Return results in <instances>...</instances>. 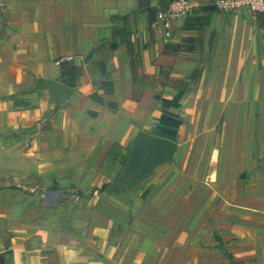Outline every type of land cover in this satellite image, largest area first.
<instances>
[{"label":"crops","instance_id":"obj_1","mask_svg":"<svg viewBox=\"0 0 264 264\" xmlns=\"http://www.w3.org/2000/svg\"><path fill=\"white\" fill-rule=\"evenodd\" d=\"M215 1L190 0L207 24L165 41L148 22L161 0H0V264H264V25ZM66 56L80 72L56 100ZM100 62L115 112L89 96ZM209 110L220 132L114 180L141 131L180 136L195 111L205 130Z\"/></svg>","mask_w":264,"mask_h":264},{"label":"trees","instance_id":"obj_2","mask_svg":"<svg viewBox=\"0 0 264 264\" xmlns=\"http://www.w3.org/2000/svg\"><path fill=\"white\" fill-rule=\"evenodd\" d=\"M161 1H162V7L166 8L168 5V2H165L164 0H161ZM147 10H148V22H149V27H150V33L152 35L153 34L152 26H153V23L156 19L157 9L155 7H148ZM256 16H257V20H258L259 25L263 26L264 25V13L256 14ZM117 17L120 18V16H117ZM123 18H125V16ZM207 22H208L207 16L194 14V15L188 16L185 19L183 28L187 29V30L199 29L202 26H204L205 24H207ZM185 40L190 42V41H193V38H189V39L187 38ZM128 48H129L132 81H133V83H137L139 80L138 68L140 66V53H139V51H136L133 48L131 43L128 44ZM170 49H171L170 46L167 45L165 51L166 50L168 51ZM179 50H183L182 46H180V49H177V47L174 49V51H176V52ZM60 67H61V78H62V80L66 84H68L69 86H75L78 74L80 72V67L73 64L70 61H65V62L61 63ZM99 68L101 70L102 77H101V79L95 80L92 82V89L89 93V96L92 100L100 103L101 105L108 107L110 110L115 112V111H117V104L115 102L107 101L104 99L105 94H110L114 91V85H113L112 77H111L110 73L107 71V68H106V65L104 62L99 63ZM100 90H102L103 93H100ZM139 96L140 95H138L136 97V94L134 92L132 94L133 98L134 97L139 98ZM87 112L90 116H93V117L98 115L97 110L89 109ZM219 132H220V127H219ZM153 133H158V132H153ZM165 137H169V138L174 139L171 136H165ZM130 155H131V148L127 147L125 149L124 158L120 160L121 164H126L130 158ZM148 189L149 188H147V191H148ZM142 194L144 197L146 194V190Z\"/></svg>","mask_w":264,"mask_h":264},{"label":"water","instance_id":"obj_3","mask_svg":"<svg viewBox=\"0 0 264 264\" xmlns=\"http://www.w3.org/2000/svg\"><path fill=\"white\" fill-rule=\"evenodd\" d=\"M48 87L56 100L65 99L73 92V88L62 81L49 80ZM176 147L177 143L172 138L141 131L131 151L127 175L136 181L152 172L160 163L171 158Z\"/></svg>","mask_w":264,"mask_h":264},{"label":"built area","instance_id":"obj_4","mask_svg":"<svg viewBox=\"0 0 264 264\" xmlns=\"http://www.w3.org/2000/svg\"><path fill=\"white\" fill-rule=\"evenodd\" d=\"M215 5L220 12L230 15L242 11L251 15L264 13V0H216ZM191 8L190 0H171L165 9L157 11L153 26L163 28L164 40L169 41L174 32V23L187 17ZM71 59L72 57L66 56L57 60L56 63L61 65Z\"/></svg>","mask_w":264,"mask_h":264},{"label":"rangeland","instance_id":"obj_5","mask_svg":"<svg viewBox=\"0 0 264 264\" xmlns=\"http://www.w3.org/2000/svg\"><path fill=\"white\" fill-rule=\"evenodd\" d=\"M214 97V95H210V97ZM195 115H196V120H194V121H192L191 123H185V124H183V121H181V123H180V130L182 131V134H180V136L179 135H174V134H170L171 135V137H173L174 138V140L175 139H177V140H181V138L180 137H182L183 135H185V134H200V133H210V134H214V133H217V131H216V129L217 128H219L220 127V123L219 124H217V122H216V117L214 116V111L213 110H209L207 113H206V117H205V120H207L206 121V129L205 130H203V129H199V126H198V120H197V118H198V115H197V113H196V111H195ZM203 124H204V122H203ZM202 124V125H203ZM213 124H217L216 126H213ZM217 127V128H216ZM202 128V127H201ZM123 174V173H122ZM122 174L120 173V172H118V175L120 176V177H117L118 175H116V177H115V181H121V179H122V181L123 182H126V184L128 183V184H130L131 183V180H132V178H131V176L130 175H128V176H123V178H121L122 177ZM113 176H114V174L111 176V178H113ZM134 186V185H133ZM138 188L139 187H135V188H133L132 189V192L131 193H129V195L130 196H134L135 194H138V192H136L137 190H138ZM148 188V187H147ZM145 189V187L144 188H142V190L141 191H143ZM134 193V194H133Z\"/></svg>","mask_w":264,"mask_h":264}]
</instances>
